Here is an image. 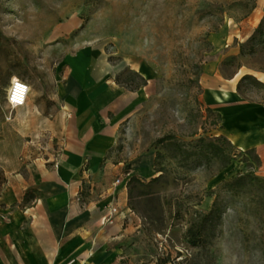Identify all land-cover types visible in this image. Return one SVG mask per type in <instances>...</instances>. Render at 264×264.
Masks as SVG:
<instances>
[{"label": "rangeland", "instance_id": "1", "mask_svg": "<svg viewBox=\"0 0 264 264\" xmlns=\"http://www.w3.org/2000/svg\"><path fill=\"white\" fill-rule=\"evenodd\" d=\"M82 56L140 93L103 164L109 180L96 182L97 201L125 184L119 264H264L259 159L224 135L207 82L247 77L240 95L264 103V0H0V137L17 114L7 103L13 77L31 87L28 102L44 104V120ZM42 134V150L60 147ZM4 180L0 171V189ZM93 194L87 184L82 197ZM201 226L194 246L188 232Z\"/></svg>", "mask_w": 264, "mask_h": 264}, {"label": "crops", "instance_id": "2", "mask_svg": "<svg viewBox=\"0 0 264 264\" xmlns=\"http://www.w3.org/2000/svg\"><path fill=\"white\" fill-rule=\"evenodd\" d=\"M82 58V74L65 76L58 87L54 115L43 120L39 115L44 104L30 100L17 109L0 137L5 178L0 191V264H119L121 259L124 215L118 210L110 225L104 218L111 207L119 209L125 184L113 182L97 201L96 182L109 180V166L103 164L116 146L119 126L138 106L140 93H126L107 76L96 75L94 58ZM232 81L208 79L217 87L210 90L232 96L221 103L213 94L212 104L220 108L224 135L240 151H253L264 175V103L244 99L239 83ZM43 128L59 140L56 151L51 144L42 150ZM87 184L94 194L84 199Z\"/></svg>", "mask_w": 264, "mask_h": 264}, {"label": "built area", "instance_id": "3", "mask_svg": "<svg viewBox=\"0 0 264 264\" xmlns=\"http://www.w3.org/2000/svg\"><path fill=\"white\" fill-rule=\"evenodd\" d=\"M17 82L20 85L26 86V90L21 91L17 88ZM31 93V87L23 80L14 79L11 81L8 92H7V103L12 110H17L23 108L27 105L28 99ZM122 184V180L118 179L115 181V185L119 186ZM118 209L116 207H111L109 214L104 218V222L107 224H113L114 217L118 214Z\"/></svg>", "mask_w": 264, "mask_h": 264}, {"label": "trees", "instance_id": "4", "mask_svg": "<svg viewBox=\"0 0 264 264\" xmlns=\"http://www.w3.org/2000/svg\"><path fill=\"white\" fill-rule=\"evenodd\" d=\"M247 77H244L243 78V80H245ZM242 80V81H243ZM242 81H240L239 82V84H238V91L240 92V86H241V82ZM223 129V128H222ZM220 139H224V138H222V137H220L219 139H217V140H220ZM250 152V151H249ZM229 164H230V159H228V162L225 164V166H224V168H226V167H228L229 166ZM159 173H161V171H158ZM159 177H157V178H154L153 180H157ZM135 180H137V176H133L130 180H129V182H128V184H132ZM152 180V181H153ZM240 180H243V178L242 177H240V178H238V179H236V180H234L233 182H232V184H234V183H236V182H238V181H240ZM0 191H1V189H0ZM209 218H211V216L209 217H207V218H205V220H208ZM202 232H203V226H201L200 228H198V229H194V228H191L190 230H189V232H188V237H189V239H190V243H192L194 246H199V245H201L202 243H203V235H202ZM170 263V261L169 260H162V261H159L158 262V264H169Z\"/></svg>", "mask_w": 264, "mask_h": 264}, {"label": "bare ground", "instance_id": "5", "mask_svg": "<svg viewBox=\"0 0 264 264\" xmlns=\"http://www.w3.org/2000/svg\"><path fill=\"white\" fill-rule=\"evenodd\" d=\"M83 61L84 60L81 57V58H78L77 60L71 62L70 66L74 70L73 73L76 76H80L82 74V72H83V69H84V66H85V63ZM13 78H16V77H13ZM259 78H260L261 81H264V76H259ZM213 94H214V96L216 98V101L217 102H221V103H223V102H225L227 100H230L232 98V96L228 92L223 93V95H224L223 97L218 95V93H216V92H213Z\"/></svg>", "mask_w": 264, "mask_h": 264}, {"label": "clouds", "instance_id": "6", "mask_svg": "<svg viewBox=\"0 0 264 264\" xmlns=\"http://www.w3.org/2000/svg\"><path fill=\"white\" fill-rule=\"evenodd\" d=\"M14 79V81H15V79L16 78H13ZM17 88L19 89V90H21V91H24V90H26V86H24V85H20L18 82H17Z\"/></svg>", "mask_w": 264, "mask_h": 264}]
</instances>
